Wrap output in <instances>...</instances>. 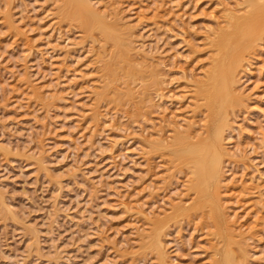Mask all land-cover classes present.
<instances>
[{
	"label": "rangeland",
	"instance_id": "obj_1",
	"mask_svg": "<svg viewBox=\"0 0 264 264\" xmlns=\"http://www.w3.org/2000/svg\"><path fill=\"white\" fill-rule=\"evenodd\" d=\"M83 1L101 32L65 19V0H0V264H264V31L220 112L206 217L189 210L194 167L174 146L201 119L192 100L223 11L264 0Z\"/></svg>",
	"mask_w": 264,
	"mask_h": 264
},
{
	"label": "bare ground",
	"instance_id": "obj_2",
	"mask_svg": "<svg viewBox=\"0 0 264 264\" xmlns=\"http://www.w3.org/2000/svg\"><path fill=\"white\" fill-rule=\"evenodd\" d=\"M237 4L235 6H237ZM221 5H224V4H221ZM229 7L230 6H228V8ZM250 8H251V6H250ZM239 9L237 11H241ZM229 11L230 10H224L223 11V14H225L224 18L228 19V26L226 27V24H225V28L220 29L219 32L217 30L218 34H216L215 38L213 37L214 40H212V42L210 43V45L214 48V54L212 53L213 55H211L212 60L210 63V68H209V71L204 76L206 78L202 83V89L200 88V91L202 90L200 92V94L203 97L202 103L200 104L198 102H195L196 99H195V101H194L195 103H194L192 100V103L195 104L194 106L196 108H200V112L198 115L201 117V119H196L197 114H195L194 115V121H192V123L187 124V127H186L184 132L177 131L176 137L174 140L175 156H176L177 160L179 161V160H182L184 158L185 159L187 158V159H189V161H191V163L193 164V167H194V168H191L194 170V172L192 174L191 182H190L191 184L189 187V188H191V190H194V197L192 196L193 197L192 198L193 203L190 205L189 210L194 209L196 211L204 212L203 213L204 217H206L210 213V211L213 210V206H215L216 203L218 202L217 201L218 196L216 195L215 190H216L217 185L219 184L218 183L219 177H220V173L222 172L221 171L222 170V156H223L224 152L226 151L224 148V145H223V131L224 130L222 129L220 112L225 111L227 108L226 106H228L227 104L230 101H232V99H233V96H234V93L236 90L235 86L238 84V79H237L238 72H239V70H241V68H243L242 62H243L245 50L252 48L253 42H254L256 36L259 33H262L264 31V3L262 5H260L256 11L253 10V11H251V13H248V14L242 15V16H237L236 15L237 11L234 14H233V11H230V12ZM73 12H74V15L76 13H78L75 15L77 17L76 20L78 19L79 24L83 28H90L92 26L94 31L99 30L100 32H101L100 29L101 28L103 29L100 22H98V21L95 23H93V21L91 22L90 19H92V20L98 19V16H97L95 10L93 9V7L89 6V4H87L85 1L82 0V2H81V0H65L64 7H63V10L61 12L62 16L64 18L65 17H72ZM243 12L244 11H242V14H243ZM104 14H106V13H104ZM238 14H240V12ZM102 16H104V15H102ZM115 16H117V15L115 14ZM63 17H62V19H63ZM218 18L220 19V17H218ZM222 18H223V16H222ZM104 19H105V17H104ZM119 21H120V19H119ZM224 21H225V19H224ZM225 22H227V21H225ZM116 25H117V23H116ZM109 28H111V27H109ZM93 29L91 28L92 31H93ZM120 29H121V27H120ZM103 32L107 33L106 30ZM105 33H103V34L106 36ZM213 33H216V32L213 31ZM116 34H118V33H116ZM106 38L107 37H105V39ZM125 44L128 46V43H125ZM256 46H257V44H256ZM256 46H255V48H256ZM141 52H143V50ZM249 53H250V51H249ZM127 56H129V54H127ZM151 58H152V56H150V59ZM210 59H209V61H210ZM197 81H195V82L197 83ZM26 82H28V81H26ZM32 88H30V89H32ZM36 94H38V93H36ZM192 94H194V93H192ZM237 95H238V92H237ZM196 96H198V92H196ZM200 101H201V99H200ZM201 108H203V109H201ZM191 111H192V109H191ZM94 113H95V111H94ZM94 116H96V115H94ZM97 116H101V115L100 114L98 115V113H97ZM99 119H101V118H99ZM190 120H191V118H190ZM200 122H203L204 124L201 128V132L196 133L197 131H195L196 129L194 130L193 126H194V124L196 125V123H200ZM153 143H149V146L151 148L152 147L155 148L156 146L158 147V145L154 146L155 144L153 145ZM148 150H150V149H148ZM146 157H149V156L147 155ZM231 157H233V156H231ZM185 165L186 164H184V166ZM188 174H189V172H188ZM207 196H210L211 199L213 200V202L212 201L207 202L205 200V197H207ZM178 204H179V202H178ZM180 204H181V202H180ZM219 206H221V205H219ZM255 206H256V203H255ZM221 207L223 208V206H221ZM221 207H220V209H221ZM206 208L209 209V211L206 210ZM219 213H220V215H219L216 226L223 225L225 223L226 214L223 215V213L221 211ZM150 220L148 219V221H150ZM207 221H208V218H207ZM257 221L258 220H256V222ZM221 227H223V226H221ZM231 227H233V226L231 225ZM156 231H158V230H156ZM159 231H160V229H159ZM213 231H215V230H213ZM151 232H152V230H151ZM209 233H210V231H209ZM222 234H223V231H222ZM234 238H235V236H234ZM154 239H155V242L157 243V245H156L157 250H154V251H156V252L158 251L159 254L163 255V257L165 258L164 254H163L164 253V248H163L164 245L162 246L163 243L161 244L159 232H156ZM214 242H216V241H214ZM212 243H211V245H212ZM213 245H214V243H213ZM216 249H217V247H216ZM160 255H158V256H160ZM213 257H212V259H213ZM218 259H219V256H218ZM161 262H162V260H161ZM164 264H165V261H164ZM215 264H229V263L227 262L226 258H224V256H222L220 258V260L215 261Z\"/></svg>",
	"mask_w": 264,
	"mask_h": 264
}]
</instances>
